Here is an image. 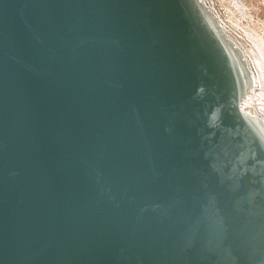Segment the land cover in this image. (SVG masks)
Listing matches in <instances>:
<instances>
[{"label": "water", "instance_id": "obj_1", "mask_svg": "<svg viewBox=\"0 0 264 264\" xmlns=\"http://www.w3.org/2000/svg\"><path fill=\"white\" fill-rule=\"evenodd\" d=\"M258 86L209 0H0V264H264Z\"/></svg>", "mask_w": 264, "mask_h": 264}, {"label": "rangeland", "instance_id": "obj_2", "mask_svg": "<svg viewBox=\"0 0 264 264\" xmlns=\"http://www.w3.org/2000/svg\"><path fill=\"white\" fill-rule=\"evenodd\" d=\"M209 1L226 25H236L239 28H244L246 32H253L255 38L259 37L260 39H262L264 46V33H262L261 29L262 23L264 24V0ZM257 70L259 75V86L257 88L252 104L260 113L264 115V77L262 76L263 73H261V69L257 67Z\"/></svg>", "mask_w": 264, "mask_h": 264}, {"label": "bare ground", "instance_id": "obj_3", "mask_svg": "<svg viewBox=\"0 0 264 264\" xmlns=\"http://www.w3.org/2000/svg\"><path fill=\"white\" fill-rule=\"evenodd\" d=\"M226 17H228V16H226ZM221 20L223 21V19H221ZM229 25L230 24H228L226 26H228V28L231 30V32H233L243 42L244 46H246L247 50L252 55L256 66L258 68H260L261 73H263V75L261 73L260 74L264 77V46H263L262 39H260L259 37H258L259 39L255 38V36L253 35V32H246L244 28H239L236 25H234V26H231V25L229 26ZM261 29H262V33H264V24L263 23H262Z\"/></svg>", "mask_w": 264, "mask_h": 264}]
</instances>
